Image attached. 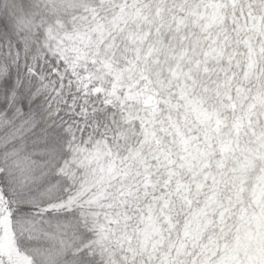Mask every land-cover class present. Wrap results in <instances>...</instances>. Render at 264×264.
I'll list each match as a JSON object with an SVG mask.
<instances>
[{"label": "snow or ice", "instance_id": "obj_1", "mask_svg": "<svg viewBox=\"0 0 264 264\" xmlns=\"http://www.w3.org/2000/svg\"><path fill=\"white\" fill-rule=\"evenodd\" d=\"M0 264H264V0H0Z\"/></svg>", "mask_w": 264, "mask_h": 264}]
</instances>
